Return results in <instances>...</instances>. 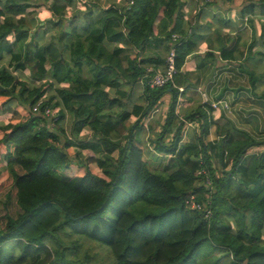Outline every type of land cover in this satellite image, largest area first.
I'll use <instances>...</instances> for the list:
<instances>
[{
	"label": "trees",
	"instance_id": "1",
	"mask_svg": "<svg viewBox=\"0 0 264 264\" xmlns=\"http://www.w3.org/2000/svg\"><path fill=\"white\" fill-rule=\"evenodd\" d=\"M110 1L90 0L80 12L77 0H0V115H11L0 129V194L13 186L20 207L2 217L0 264H96L86 239L109 246L115 264H264V150L248 157L264 142L219 126L206 140L215 109L207 102L187 116L201 122L184 141L182 69L199 37L184 23L186 2ZM248 1L244 15L264 14V0ZM40 8L53 18L35 22ZM220 35L224 56L237 61ZM173 44L174 83L152 87L148 68L163 71ZM248 74L254 86L263 79ZM166 93L170 106L155 129L146 119ZM152 150L162 154L159 167L147 158ZM192 196L201 209L189 205Z\"/></svg>",
	"mask_w": 264,
	"mask_h": 264
},
{
	"label": "crops",
	"instance_id": "2",
	"mask_svg": "<svg viewBox=\"0 0 264 264\" xmlns=\"http://www.w3.org/2000/svg\"><path fill=\"white\" fill-rule=\"evenodd\" d=\"M184 1L186 3L183 5L182 10L185 25L193 24L192 27H194L197 22L199 23L196 31L199 33L198 42L182 69V73H186L188 78V83L180 87L183 88V91L184 88H188L184 92L182 91L181 102L178 106L182 117L188 123L184 141L194 139L196 132H199V123L201 122H199V117L195 118L197 121L192 122L187 116L197 112L200 105L207 102L210 105L212 104L215 109L211 113L213 124L206 140L212 141L218 138L217 128L219 126L230 130L234 136V132L237 134L246 132L257 139L258 142H264V137L258 138L256 135L250 134L251 127L254 125L264 134V82H262L264 79V14L261 8L257 7L253 13L246 11L247 13L244 15L242 11L250 4L248 0H214L210 5L203 8L199 7V0ZM54 2L56 0H50L49 5L51 6ZM79 3V0H77L78 5ZM43 9L45 8H40L38 11ZM199 10H202V12ZM34 19L35 22L38 21L36 20V14ZM217 32L221 33L219 37L226 43L227 51L234 53V57L237 54V61H235V58L229 60L224 56L225 54L221 50L222 41L220 43V40H217ZM235 33H238V35L236 34L237 37L241 36L240 43L236 47ZM50 35L49 32L43 37V43L49 41ZM208 39L214 40V50L211 49ZM204 44H207L208 47L206 50L201 51V46ZM210 51H214L213 57L209 56ZM5 61L2 63L7 64L8 60ZM241 66H244V68ZM249 71L258 76L263 75L261 82H256L257 87L252 84L248 74ZM202 96L204 99H202ZM171 99V93L164 95L162 103L146 119L149 124L154 123L153 121L164 123L165 118L160 120L156 114L161 110L164 113V107L167 112ZM224 104L229 106L228 109H225ZM116 107L107 108L106 111L117 112ZM217 111L220 112L219 118L215 115ZM0 119H2L0 129H5L11 125V115L1 114ZM259 150H264L263 144L251 148L248 157L253 153L256 154ZM153 153L155 157H162V154H156L154 151ZM19 171L22 172V169L19 168ZM69 171L74 173L76 169L72 167L66 170L65 174L68 176L72 174H68ZM6 176L5 156L0 154V181ZM11 201L17 203V190L13 186L7 187L0 194L3 213L7 214L9 212L4 210V207L5 205L9 206ZM17 212L19 213L20 210Z\"/></svg>",
	"mask_w": 264,
	"mask_h": 264
},
{
	"label": "rangeland",
	"instance_id": "3",
	"mask_svg": "<svg viewBox=\"0 0 264 264\" xmlns=\"http://www.w3.org/2000/svg\"><path fill=\"white\" fill-rule=\"evenodd\" d=\"M90 0H88V2H89ZM109 1L110 0H98V2L100 3V4H102V5H108V3H109ZM79 2L81 3L82 2V0H79ZM88 2L86 3V4H84V5H86V8L88 9ZM111 2V1H110ZM79 3V4H80ZM50 6V5H49ZM37 20V19H36ZM37 22V21H36ZM240 38H241V36L239 37H237V35L235 34V47H236V45L237 44H239L240 43ZM242 41V40H241ZM4 62H6V61H4ZM25 75H29L28 74V72H25ZM202 99H204V97L202 96ZM251 99H252V97H251ZM224 106H225V109H228V105L227 104H224ZM247 106H248V104H247ZM118 110L117 111H119L120 110V108L119 107H116ZM163 111H164V113L162 112V110H161V112H158L156 115H158L157 117H158V119H164L165 117H166V114H167V112H166V108L164 107L163 108ZM203 111H206V112H209V109L208 108H206V107H204L203 108ZM55 113V112H54ZM154 123H152V126H153V128H159L160 127V125H159V123H156L155 121H153ZM0 123H2V119H0ZM65 125H66V127H69V121H67L66 123H65ZM186 125H188V123H186ZM259 126V125H258ZM256 127V125H254V126H252L251 127V129H252V131H251V135H253V136H255L256 135V137H258V138H261V137H264V134H262V132L260 131V129L259 128H255ZM198 130V129H197ZM225 130H227L226 128H224L223 130H222V133H224L225 132ZM235 133V136L237 137L239 134H237L236 132H234ZM255 153H253L252 155H249V158H252L253 157V155H254ZM154 155V153H153V150L152 151H149L148 153H147V158H148V160L150 161V164H151V166H153V167H159L160 166V162H161V160L159 159V158H157V157H155V156H153ZM252 161H253V158L251 159ZM90 167H91V169L94 171V172H97V173H101V171H100V169L97 167V165L96 164H91L90 165ZM77 167H75V166H73V169H76ZM73 171V170H72ZM72 171H69L68 172V174H70V173H72ZM4 210H8L9 212H7V214H10V215H13V216H16L17 215V211H19L20 210V208H19V206H18V204L14 201H11L10 203H9V206H7V205H5V207H4ZM6 214L5 213H3V208H2V205L0 204V224H1V219H3L2 217L3 216H5ZM87 243H91V246H92V248H91V250H90V252L91 253H97L96 255L98 256L97 257V259H99V261H97L96 259H95V261H96V264H115V260H114V258H113V256H112V254H111V252H110V247L109 246H107V245H102V244H99L98 242H96V241H92V240H88V239H86V240H84V244H86V245H84V249L87 247ZM86 246V247H85ZM205 246H203L202 247V250L200 251V253L199 254H201V255H203V256H206V257H208V254H207V252H205V248H204ZM83 249V248H82ZM83 251L84 250H81V254L83 253ZM207 254V255H206ZM83 255V254H82ZM185 264H195L194 262H192V261H190V263H185ZM197 264H199V263H197Z\"/></svg>",
	"mask_w": 264,
	"mask_h": 264
},
{
	"label": "built area",
	"instance_id": "4",
	"mask_svg": "<svg viewBox=\"0 0 264 264\" xmlns=\"http://www.w3.org/2000/svg\"><path fill=\"white\" fill-rule=\"evenodd\" d=\"M214 0H199V7L203 8L208 6V4H211ZM179 39V35L178 34H174L173 35V40L176 42ZM178 69H177V65H176V49L174 44L172 45L171 49L169 50V52L166 55V59H165V69L163 71H155L153 70L152 67L148 68V72L146 74V76L148 77V83L152 86V87H161L164 85H167L168 83H174V79H175V75L177 74ZM183 90V88H180V90ZM181 90V91H182ZM41 101L39 103H37V105L34 107V110L36 111L38 109V106L40 105ZM214 106H216V104H214ZM51 112L53 113V111H51L50 108L46 109V113L47 114H51ZM206 173L205 170H201L200 173ZM207 184L211 185L212 182L210 180V178H207ZM195 197L192 196L191 201H189V205H191V207L193 208H198L201 209L202 208V204L198 203L197 201H195L194 199ZM212 214V210H210V208L207 209L206 215L210 216Z\"/></svg>",
	"mask_w": 264,
	"mask_h": 264
},
{
	"label": "clouds",
	"instance_id": "5",
	"mask_svg": "<svg viewBox=\"0 0 264 264\" xmlns=\"http://www.w3.org/2000/svg\"><path fill=\"white\" fill-rule=\"evenodd\" d=\"M88 2V0H82V2L78 5L77 7V11H80V12H84V11H87V8L84 7V4H86ZM115 3L116 4H121L122 3V0H115ZM73 9L70 7L67 9V15L68 17H71L73 15ZM53 18V13L51 11H49L48 9H43V10H40L36 13V19L40 22H43V21H46V20H49V19H52ZM0 19H3L2 17H0ZM120 47H124L123 44L120 45ZM207 44H204L201 46V51H204L207 49ZM182 90V89H181ZM105 91H111V89H105ZM216 117L219 118L220 116V112L217 111V113H215ZM138 118L137 117H132V122L135 123L136 120ZM87 133L86 132H82L81 135H86Z\"/></svg>",
	"mask_w": 264,
	"mask_h": 264
},
{
	"label": "water",
	"instance_id": "6",
	"mask_svg": "<svg viewBox=\"0 0 264 264\" xmlns=\"http://www.w3.org/2000/svg\"><path fill=\"white\" fill-rule=\"evenodd\" d=\"M127 2H132V0H127ZM199 23L197 22L196 25L193 27V32L195 33L197 31Z\"/></svg>",
	"mask_w": 264,
	"mask_h": 264
}]
</instances>
